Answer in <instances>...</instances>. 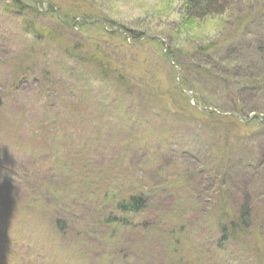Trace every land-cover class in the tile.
Here are the masks:
<instances>
[{"label":"rangeland","instance_id":"1","mask_svg":"<svg viewBox=\"0 0 264 264\" xmlns=\"http://www.w3.org/2000/svg\"><path fill=\"white\" fill-rule=\"evenodd\" d=\"M213 10L198 16L188 0H0V264H264L250 258L264 257V95L243 93L246 113L256 117L230 120L238 125L236 131L219 140L213 130L228 123L205 118L198 110L216 106L220 112L236 113L220 108L228 95L215 91L213 80L191 61L203 48H209L207 61H219L211 47L231 29V10L224 4ZM29 25L48 34L50 39L43 41L47 50L75 43L84 60L104 51L111 78L123 76L120 90L103 84L98 90L87 87L92 78L87 68L50 70L40 57L26 62V48H36L37 56L45 49L20 34ZM27 64L42 69L31 71ZM90 70L93 76L100 74ZM43 71L48 79L64 76L63 86L72 97H45ZM182 78L195 90V102L181 86ZM126 83L131 92L120 88ZM106 88L116 102L87 103V95L92 102L90 95L104 97ZM45 104L46 112L37 109ZM227 142L232 156H250L241 179L255 207L248 222L250 238L243 239L242 233L224 251L213 237L200 235L217 236L212 217L221 211L216 178L207 175L208 181L195 185L186 175L213 164ZM91 148L92 157L82 158ZM56 172L59 182L50 177ZM177 178L182 182L171 186ZM79 180L87 183L81 186L83 193L93 183L96 197H74ZM47 196L64 203L76 200L81 206L76 212L59 208L49 216L42 209ZM138 196L146 201V210H116L114 203Z\"/></svg>","mask_w":264,"mask_h":264},{"label":"trees","instance_id":"2","mask_svg":"<svg viewBox=\"0 0 264 264\" xmlns=\"http://www.w3.org/2000/svg\"><path fill=\"white\" fill-rule=\"evenodd\" d=\"M188 4L193 13L197 14L198 16H207L213 14V9H220L221 5L223 4L225 7L227 6V10H231H229L231 14V29L227 31V33L218 41L214 42L211 47L213 51L217 52L216 59L219 61H217L216 63H219L220 66L217 67L216 63H213L215 60L207 61V58H211V55L205 54V52L207 51V49L209 50V48L200 49V55L196 54L198 56H195V58H193L192 56L191 58V61L199 64V66L197 65V69L200 70L201 74L203 76L208 75L209 78L213 80L215 91L216 89H219L226 92V94L228 95V98L220 104V108L232 110L233 112L237 113H232L231 111V113L220 112L216 108V106H202L213 107L219 113V115H217L212 111H203L202 113H204V115L206 116L205 118H212L213 121H215L214 119L220 121L222 120L223 122L228 123L225 127H221L220 129H218V126H216V130H213L215 135L212 136L214 137V139L219 140L223 133L235 132L236 127H238V125L232 126L229 124L230 122H232L230 120H235L237 118L233 116H221V114H231L237 115L241 118H247L249 114L246 113L248 112L246 111L247 105L244 104L241 98L242 94H251L254 95L253 97L264 95V0H188ZM33 10L36 13L38 12L35 9ZM64 30L65 33L70 32V29L64 28ZM25 33L26 35H24ZM25 33H23L24 36L27 37V35H29V37H27V40L31 38V40H34L36 43H40L45 46V49H43V52L39 56L36 55V48H33L32 50L29 47L26 48V50L24 51L25 53L23 54V59L26 60V62H29V60H31L32 58L40 57L46 60L44 64L45 68H47L46 65H48L49 68L52 67L50 66V61L55 62V67L52 68L56 69H58L59 67L65 70L75 68L76 70L83 71L84 68H87L92 74V76L89 75L92 78L89 81L85 82L87 87L96 88L98 90L101 87L100 84H103L109 87H112L110 85H113L114 87L112 88H114L116 91L120 90L117 85L123 81V76L116 75V81L111 78V75L108 74L107 71L109 68H111V66L109 67V64L106 61L107 55L104 56V51L98 50V52H94L95 54L88 55L89 57L87 56V58H85L84 60L77 52L79 47H77L78 45H76L75 43L66 44L61 48L54 47L53 50H47V45L43 41L50 39L48 34L37 31L36 28L30 27V25L26 29ZM59 55L62 56V58ZM98 55L102 56V58L99 60L97 58ZM57 60L64 62V65L59 64ZM179 61H185V59L179 57ZM205 63L207 65H205ZM222 63L225 64L222 65ZM97 65H101V68H103L104 71L101 70L100 72L98 70L99 67L98 69L97 67H95ZM189 65L191 66L192 64ZM28 66L32 67L31 70L41 68V66L37 67L32 64H27L26 68ZM202 66H209L210 68ZM90 69L94 71L98 70L100 74H96L97 77L95 75L94 77L93 72ZM95 78H99L98 81L95 80ZM180 82L182 87L187 88L194 95L193 100L195 102V90H193V88L190 86L189 81H186L184 78H182ZM126 84L128 85L129 83ZM127 85L122 84L120 88L123 91L129 89L131 92V84H129V86ZM105 92L107 93V95L103 94V97L102 94H100V98L97 95L96 97H94L91 94L90 97L92 96V102L104 101L105 104L108 102H116L113 101L114 98L113 100H111V92L108 90V88H106ZM138 95L139 99L141 101H144L142 95ZM117 102L121 103L122 101L121 99L117 98ZM250 112L251 111H249V113ZM261 124L264 126V122ZM217 132L218 134H216ZM210 139L212 140L211 137ZM228 145V142L227 145H223L222 147L220 145L222 152L220 151V157H213L212 161H215L213 164L209 163V161L207 162V165L203 166L202 168H194L196 171H192V174L190 176L186 175L187 182L189 180L196 181L195 185L201 183V181L204 182V180H207L208 177L213 178L212 176H214L216 178L214 179V182L217 183V196L224 194L227 199L233 200L234 204L236 205L238 204V215L227 216L224 211L212 214V217L215 218L214 223H217L216 227H214L215 234L218 237H221V239L217 242L218 244L215 243V245L217 244L216 246L224 251L228 249L227 244L232 243L242 233L246 235L245 237H243L244 239L250 238L249 234L252 232L251 227L248 225V222L250 221L252 216L250 210L251 207L248 204L247 200L249 198V193H247L246 190L242 189V186H244L243 183L245 182L242 181L244 179H241L240 172H238L242 165H250V156L243 154L238 155L237 153L235 154L236 157H234V155L232 156L233 152H227ZM231 149L235 150V148H233L232 146ZM218 160L222 162V165L217 163ZM221 170L223 176H220ZM204 174H206V176H203ZM203 177H205V179ZM223 177L225 178V180L223 179ZM181 182V178H177L174 182L171 183V186H175L177 184H180ZM229 186L231 188H229ZM236 189L240 190L238 191ZM192 190H194V188H190L188 191ZM146 209V201L140 196L132 197L128 199L127 202H121L116 206V210H119L120 212H130V214H138ZM166 236L168 237V234H166ZM224 244L226 245L223 248ZM173 246L174 245H172V247ZM247 256L249 258V255ZM250 258L254 261H264V257L258 258L255 255H251Z\"/></svg>","mask_w":264,"mask_h":264},{"label":"bare ground","instance_id":"3","mask_svg":"<svg viewBox=\"0 0 264 264\" xmlns=\"http://www.w3.org/2000/svg\"><path fill=\"white\" fill-rule=\"evenodd\" d=\"M20 34L26 39L27 37H29V35H27V37H25L24 35H23V33H21L20 32ZM2 38H3V36H2ZM4 39V38H3ZM5 47H6V49H10L8 46H6L5 45ZM2 49H3V46L1 47L0 46V51L2 52ZM51 62V65L50 66H52V67H55V62H52V61H50ZM57 62L59 63V64H61V65H64V62H62V61H60V60H57ZM47 66V68H49V66L48 65H46ZM52 67H50L49 69L51 70V68ZM42 74H44V75H46V76H48L49 74H47V72L46 71H43V72H41ZM39 110H41V109H39ZM214 130H216V128L214 129ZM216 134H218V132L216 133ZM213 186H216V190H217V183L216 182H213ZM236 190H240V189H236ZM213 198H215V197H213ZM217 200H221V207H219L220 208V210L221 211H224L225 212V214L227 215V216H231V215H238V210H239V207H238V204L236 205V204H234V201L233 200H230V199H227V197L224 195V194H222V195H220L218 198H216ZM248 200V204L250 205V207H251V219H253V216H254V212H253V209H254V207H255V203H254V200H250V198H248L247 199ZM229 201V202H228ZM231 204V205H230ZM219 210V211H220ZM250 219V220H251ZM200 235H201V237H204L205 238V240H207V239H210L211 240V238L213 237V240L214 241H219L220 239H221V237H218V236H211V235H209V234H203V233H200Z\"/></svg>","mask_w":264,"mask_h":264},{"label":"water","instance_id":"4","mask_svg":"<svg viewBox=\"0 0 264 264\" xmlns=\"http://www.w3.org/2000/svg\"><path fill=\"white\" fill-rule=\"evenodd\" d=\"M36 2V1H35Z\"/></svg>","mask_w":264,"mask_h":264}]
</instances>
